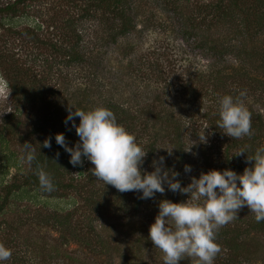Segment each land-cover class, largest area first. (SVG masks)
Returning <instances> with one entry per match:
<instances>
[{
	"label": "rangeland",
	"instance_id": "obj_1",
	"mask_svg": "<svg viewBox=\"0 0 264 264\" xmlns=\"http://www.w3.org/2000/svg\"><path fill=\"white\" fill-rule=\"evenodd\" d=\"M11 1L14 0H0V6ZM172 1L134 0L130 11L133 26L126 34L118 33L115 14L97 8L95 0H26L25 4L20 3V11L15 15L0 14V88L10 89L3 85L8 80L4 70L11 74L17 64L36 76L34 82L26 80L19 97L11 90L8 98H0V243L12 250L11 259L0 264H164V254L149 238L151 251L139 263L125 262L124 256H133L138 237H149L150 225L162 200L179 203L189 198V194L177 191L181 196L174 201L167 183L163 194L157 192L153 198L143 199L135 211L131 206L132 211L127 214L102 211L91 215L98 218L94 222L97 232L119 243L127 252L122 257L117 253H95L72 238L63 244L65 238L52 221L47 224L37 219L68 211H76L77 219L88 210L85 191L104 188L103 181L92 175L94 165L86 158L82 166L73 167L63 177L64 183L75 180L78 190L67 187L49 194L28 183L33 161L29 162L27 155L33 149L35 155L38 153L45 136L36 131L39 118L57 133L72 129L74 145L79 141L72 121L65 125L69 106L88 111L117 103L129 108L132 118L121 125L147 150L142 170L152 172L153 161L163 156V167L170 176L179 170L182 187L192 177L199 178L202 172L212 169L243 173L231 165L236 159H232L230 151L227 154L228 144L236 140L216 126L220 99L226 94H237H229L231 84L227 89L218 87L212 76L219 70L232 74L245 66L247 52L264 51V18L250 11L237 12L236 20L227 24L222 17L206 10L200 13L213 0ZM204 40L209 42L204 44ZM55 43L64 49L71 43L78 44L76 48L83 59L68 63L64 51L54 50ZM211 44L217 46V53L210 49ZM248 69L263 83L249 96L246 88L244 103L252 115L260 113L264 120V69ZM39 90L42 92L31 101L23 98ZM75 123L79 124V117ZM204 131L207 143L198 141V135ZM177 136L183 151L197 142L191 153L184 151L182 160L177 151ZM26 144H31L32 149H27ZM166 148H173L172 155ZM236 151L237 148L233 154ZM185 165L191 166L190 173L185 172ZM128 193L133 202L142 195ZM238 215V219L221 229H228L233 236L243 233L236 264H264V231H245L254 220V213L247 207ZM84 225L86 230L90 224ZM33 242L49 250L59 249L58 259H40ZM221 253L214 264L226 261L228 256ZM190 263L194 261L180 262Z\"/></svg>",
	"mask_w": 264,
	"mask_h": 264
},
{
	"label": "clouds",
	"instance_id": "obj_2",
	"mask_svg": "<svg viewBox=\"0 0 264 264\" xmlns=\"http://www.w3.org/2000/svg\"><path fill=\"white\" fill-rule=\"evenodd\" d=\"M8 87L7 81L3 82ZM11 88L7 91L0 88V98H8ZM246 91H240L238 96L224 95L219 101V120L216 124L224 134L235 140L251 137L252 113L244 103ZM69 106L65 119L67 126L72 121L79 141L70 147L63 133H57L56 143L70 154L73 167L84 163L86 158L94 167L92 175L112 185L119 192H141V199L153 198L155 194L165 192L164 184L169 190L189 194L184 202L162 200L159 212L149 228V239L154 247L164 255V264H180L182 260L192 259L194 264H214L222 252L217 242V234L223 227L239 218L238 213L244 207L254 213L255 221H264V148L249 155L245 149L236 151L233 155L248 154L247 159L254 161L251 167H246L242 174L231 169L223 171L212 169L202 172L199 178L192 177L187 186H181L176 177L178 172L164 168L163 156L153 161L152 172L143 171L141 165L147 156V150L137 143L134 134L119 124L115 114L103 106L84 111ZM79 117V124L75 119ZM198 141L207 143L204 131L198 135ZM197 142L184 148L192 152ZM32 149L31 144H26ZM43 147L50 148V138L45 139ZM172 155L173 148H166ZM194 154V153H193ZM232 155V156H233ZM59 157V152L56 153ZM35 159L34 149L29 151L27 160ZM185 172H191V166L185 165ZM143 173V174H142ZM42 190H55L49 174L37 172ZM12 250L0 243V262L10 260Z\"/></svg>",
	"mask_w": 264,
	"mask_h": 264
},
{
	"label": "trees",
	"instance_id": "obj_3",
	"mask_svg": "<svg viewBox=\"0 0 264 264\" xmlns=\"http://www.w3.org/2000/svg\"><path fill=\"white\" fill-rule=\"evenodd\" d=\"M98 2V4H95L97 8H103L105 10L111 11L115 14L116 18L118 19V29L119 34H126L128 31L132 29L131 24V17L132 14L130 11L133 10V1L134 0H95ZM170 3H173L172 0H167ZM26 0H14L11 2H8L7 4H4L3 6H0V14H9V15H15L17 12H19V5L20 3L25 4ZM201 9V8H200ZM209 14H213L215 16L222 17L223 21L227 24H232L236 20L237 12L243 13L247 12L249 13H256L259 17L264 18V0H213L210 2L209 5L205 6L200 13L206 12ZM248 10V11H247ZM240 15V14H239ZM244 22H246V18L243 19ZM243 28V26H242ZM30 30V29H29ZM28 30V31H29ZM32 30H30L31 32ZM33 36V33H32ZM209 41L204 40V44H207ZM203 43L201 45H204ZM66 45V44H65ZM78 44L71 43L68 48L64 49L63 46H59L56 43L53 44L54 50H58L61 52H65L66 61L68 63L76 62L77 60L83 59V55H81L80 51L77 47ZM210 49L216 50L217 53V46L211 44ZM214 52V51H213ZM220 54H223L222 51L219 52ZM248 58L245 61L246 64L242 69H238L236 71H233L232 74H228L227 72H222L223 70H219L218 74H214L212 76V80L214 82H217L218 87L222 86L224 89H227V85L231 84V90H229V94H234L236 91V94L239 95L240 91H246L247 88V96L250 95L251 91L254 89H259L258 85L262 84V80H257L256 77L253 76V74L250 73L248 67L251 66L254 70H263L264 69V51H253L247 52ZM68 57V58H67ZM19 64L16 65V68L12 69L11 74L8 72V70H4L7 77L8 86L11 88L12 93L14 96L19 97V93L21 91V88L27 84V81L34 82L36 81L35 75H29L28 72L24 68H18ZM22 67V66H20ZM230 79V81H228ZM236 81V82H235ZM234 82V83H233ZM233 89V90H232ZM42 91L39 90V92H32L27 93L23 98L26 99V101H31L36 94H40ZM232 92V93H231ZM235 95V96H237ZM106 108L110 109L116 116V120L119 124L125 123L130 120V114L131 110L129 108H126L120 104L117 103H108ZM252 113V110L250 111ZM253 114V113H252ZM136 116V115H135ZM137 117V116H136ZM162 122H165L162 117L159 118ZM39 122L36 124V131L40 134L45 135L41 139V148L38 151V153L35 155V159L33 160V172L28 177V183L31 185H34L38 188H41L39 185V180L37 176L38 171H44L47 174H49L52 178V181L55 186V190L48 192L49 194H54L59 189H65L67 187H73L78 190L79 184L75 182V180H70L68 183L63 182V177L66 175V172L69 173L73 169V165L69 162L70 161V154L65 151L63 147H61L59 144L56 143L55 136L57 132L51 127L49 128L47 126V123L44 124L43 119L39 118ZM264 120L262 115L255 114L252 115V132L253 134L251 137H244L243 139L233 141V143L228 144L227 148V154L233 155V150L237 148V150L245 149L249 155H254L256 150L259 148H264ZM60 133H63L68 145L70 147H74L73 142V134L74 132L72 129L67 128L66 131H61ZM50 138L51 140V147L45 148L43 147V142L45 139ZM179 139V141H178ZM235 140V139H234ZM177 143L180 145V147L177 149L179 152V159L182 160L184 157V151L183 147L181 145V139L177 136L176 138ZM59 152V157L56 156V153ZM245 153L242 156H232V159H236V163H231V165L238 169L239 171L243 172L246 167H251L254 164V161H249L247 159L248 154ZM231 161V158L229 157V162ZM176 172L179 173V170L176 169ZM176 179H179V175L176 177ZM104 184V183H103ZM166 185L164 184V187ZM80 188H84V185H81ZM102 188V187H101ZM100 188V189H101ZM89 189L86 190L85 195L83 196L85 198V204H87V208L89 213L87 211L83 216H79V218L76 219L75 213L76 211H68L64 213L63 215L55 212L51 216L41 217L44 220H42L40 217H37V219H40L44 223H50L53 222L52 225L62 233V237L65 238V240H62V243L68 242L70 238L74 239L75 241L83 243L87 248L90 250H93L95 253H101L104 255L109 256L111 253H117L120 256L127 254V252H124L123 247L117 243L112 242L109 238L103 237L99 232H97L96 227L94 225V222L98 220L97 216L91 217L92 214L101 213L102 211H112L114 212H120L127 214L129 211L136 210L139 208V206L142 203L143 199H136L135 202H133L131 196L128 192L121 193L119 192L115 187L112 185H105L103 189ZM167 189V187H166ZM165 189V190H166ZM47 192V191H46ZM171 198H174V201H176L177 196H181V193L178 192H171ZM133 204V205H132ZM131 206L133 207L132 210H130ZM2 207V206H1ZM0 207V209H1ZM103 213V212H102ZM123 214V215H124ZM88 219L85 221L84 219ZM80 219V220H78ZM82 222V223H81ZM84 222H88L90 225L85 230L84 228ZM248 228L251 230L254 229L257 232L264 231V221H261L260 223H257L254 220L250 221L249 225L245 229V231H248ZM221 231V232H220ZM220 231L217 234V242L221 245L222 251L225 249L227 252H222L221 254H226L228 257L226 258V261H219V264H236L237 261H239V257L241 255V243L239 241V238L243 235V233H238L237 236H233L231 232H229L228 229H220ZM230 233L226 239V233ZM136 233H142V231H136ZM224 236V238H223ZM147 236L138 237L137 238V247L136 251L134 252L133 256L130 254H127L129 256H124V261L131 263L132 261L140 262L144 259L145 255L151 251L148 250L149 247H151L149 244L150 240L147 239ZM237 238L238 240H236ZM149 241V242H148ZM151 243V242H150ZM32 246H34L36 249H39V255L40 259L47 260L48 257L53 259H58L59 256H57L58 253H60L59 249L57 248H51L50 250L48 248L42 245H39L37 242H33ZM49 250V252H48ZM57 253V254H56ZM122 257V256H121ZM127 258V259H126ZM41 264V263H36ZM192 264V263H190Z\"/></svg>",
	"mask_w": 264,
	"mask_h": 264
}]
</instances>
